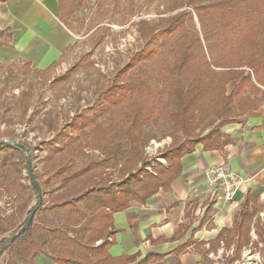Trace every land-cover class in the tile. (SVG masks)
<instances>
[{"label": "trees", "instance_id": "trees-1", "mask_svg": "<svg viewBox=\"0 0 264 264\" xmlns=\"http://www.w3.org/2000/svg\"><path fill=\"white\" fill-rule=\"evenodd\" d=\"M206 1L176 4L177 9H193L202 39L185 9L161 19L158 30L149 28L145 35L140 29L145 44L115 71L98 95L94 114L76 115L51 140L41 142L46 155L42 172L30 170L34 183H20L14 175L21 177L22 169H28L32 148L0 143V185L21 189L13 212L0 214V259L10 257L1 264H37L40 255L55 264H180V248L170 257L149 253L140 258L138 252L113 257L108 251L114 244L115 213L131 202L143 205L158 190L168 189L181 173V159L197 145L224 155L232 140L221 129L264 102V8L254 0L258 7L242 14L234 0ZM58 2V18L65 24L72 11H65L64 0ZM209 15L216 18L215 30L207 29ZM161 119L171 123L172 140L161 153L166 165L155 163L149 173L142 149L151 138L144 127ZM215 121L206 134L194 132ZM84 149L98 150L103 159H88L75 168L85 157ZM138 163L141 167L131 171ZM119 165L127 177L115 182L105 169ZM31 197L36 203L30 208ZM256 204L258 199L247 194L240 220L218 234V241L230 237L227 246L234 243L238 254L249 240ZM16 215L22 222L17 224Z\"/></svg>", "mask_w": 264, "mask_h": 264}, {"label": "rangeland", "instance_id": "rangeland-1", "mask_svg": "<svg viewBox=\"0 0 264 264\" xmlns=\"http://www.w3.org/2000/svg\"><path fill=\"white\" fill-rule=\"evenodd\" d=\"M211 1L213 0H207L206 3ZM253 1L234 0L232 3L234 7H240L242 14H248V8H256L258 5L264 8V0H259L258 5ZM64 2L65 11H72V15L66 17L65 24L73 34L74 44L57 67L37 72L24 64L0 66V143L8 146L14 143L29 145L32 148L30 170L34 173L42 172V159L46 155L41 142L51 140L76 115L94 114L98 95L112 80L115 71L123 67L145 44L146 38L142 36L140 29L145 31V35L149 28L158 30L164 24L161 19L185 9L192 14L199 37H203V30L193 9L176 8L181 0ZM215 20L211 15L206 18L208 30L217 29ZM141 21H145L147 25H141ZM154 38L161 40L159 37ZM232 87L233 85L228 86L229 92ZM216 124L217 121L211 126L202 125L194 132L204 135ZM170 126L168 120L161 119L144 127L145 134L151 138L142 149V156L148 162L145 169L149 173L155 163L166 165L161 153L171 143ZM70 136L75 138L76 133H71ZM84 153L85 157L76 161L75 168H79L88 159H103L98 150L84 149ZM140 167L141 164L138 163L131 171ZM105 173L115 182H119L121 177H127L121 165L109 167L105 169ZM21 174V177L14 174L15 178L20 183L29 184L28 169H22ZM20 194L19 186L7 188L0 185L1 215L8 216L13 212L21 200ZM28 195L31 196V193L28 192ZM35 203V198L31 197L29 207H33ZM256 205L258 209L250 222L249 240L241 247L239 254L234 252V243L227 246L230 237H226L219 243L218 249L204 254L202 264H264V201L261 200ZM237 218L240 220L239 216ZM15 219L17 224L23 220L17 215ZM8 260L10 257L4 254L0 264ZM15 262L22 264L20 261Z\"/></svg>", "mask_w": 264, "mask_h": 264}, {"label": "crops", "instance_id": "crops-1", "mask_svg": "<svg viewBox=\"0 0 264 264\" xmlns=\"http://www.w3.org/2000/svg\"><path fill=\"white\" fill-rule=\"evenodd\" d=\"M58 13V0H0V66L24 64L37 72L56 68L74 44ZM221 131L232 140L224 155L197 145L181 159V173L168 189L113 215L111 256L138 252L140 258L149 253L170 257L180 248V264H202L204 254L218 249L221 230L239 220L246 195L264 201V102ZM221 163L245 181L232 204L222 200L207 177ZM37 264L55 263L40 255Z\"/></svg>", "mask_w": 264, "mask_h": 264}, {"label": "built area", "instance_id": "built-area-1", "mask_svg": "<svg viewBox=\"0 0 264 264\" xmlns=\"http://www.w3.org/2000/svg\"><path fill=\"white\" fill-rule=\"evenodd\" d=\"M207 177L211 185L218 186L221 198L225 203L232 204L236 193L242 188L245 181L226 164L221 163L207 171Z\"/></svg>", "mask_w": 264, "mask_h": 264}, {"label": "water", "instance_id": "water-1", "mask_svg": "<svg viewBox=\"0 0 264 264\" xmlns=\"http://www.w3.org/2000/svg\"><path fill=\"white\" fill-rule=\"evenodd\" d=\"M14 145L17 146V147H22V145H21V144H18V143H14ZM27 164H28V173H29L30 180L32 181V183H34L33 177H32V175L30 174V162H29V160H27ZM34 211H35V210H34ZM34 211L30 214L28 220H31V219H32ZM23 228H24V227H23ZM23 228H22V230H23ZM16 236H17V234L14 235V236L12 237V239L15 238Z\"/></svg>", "mask_w": 264, "mask_h": 264}]
</instances>
